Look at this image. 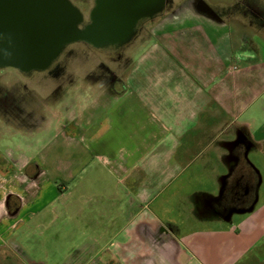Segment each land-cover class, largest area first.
I'll use <instances>...</instances> for the list:
<instances>
[{
    "label": "crops",
    "instance_id": "crops-1",
    "mask_svg": "<svg viewBox=\"0 0 264 264\" xmlns=\"http://www.w3.org/2000/svg\"><path fill=\"white\" fill-rule=\"evenodd\" d=\"M173 4L176 15L134 40L123 84L88 83L74 116H0V264H46L24 242L59 218L49 206L71 192L66 182L86 203L111 204L102 264L123 247L137 249L132 264L264 255V0ZM119 203L128 221L117 229ZM80 212L62 228L103 232L104 211Z\"/></svg>",
    "mask_w": 264,
    "mask_h": 264
},
{
    "label": "rangeland",
    "instance_id": "rangeland-1",
    "mask_svg": "<svg viewBox=\"0 0 264 264\" xmlns=\"http://www.w3.org/2000/svg\"><path fill=\"white\" fill-rule=\"evenodd\" d=\"M71 1L74 5L78 6L84 11L86 17H89L90 9L94 5L95 0ZM157 24L158 22L155 25ZM151 25H149V31L156 28L154 23ZM132 49L133 45L124 47L122 55H120L118 58L119 62L117 64L115 62L116 60L112 57L113 53H110L106 49H97L84 42H75L69 45L66 52L56 63L61 67L64 65L66 72L54 74L56 76L50 73L48 74L49 77L47 78L37 79V86L39 89L37 95L38 105L35 110L37 116H74V114L78 113V107L75 108V104H77L78 98L85 94V87L88 85V83L97 81L110 83L109 70L112 68L118 69L120 75V80L118 83L120 85L123 84L125 70L131 61ZM15 80L17 81V78L14 77V73L11 70L9 71V69H7L0 71V95L5 87H14L16 84ZM58 85H63V87L65 86L63 88L64 93H56V96H49L50 92L53 90L55 91ZM73 101H75V103L72 105ZM4 110L0 106V116H16L17 112H15V109L11 105L8 107V109L5 111ZM24 113H27V111L24 110ZM45 140L46 138L34 142L35 145H38V147H36L39 151L38 156L44 153L46 149V146L41 147ZM52 183L55 186V191H64L62 179L55 180V182L53 180ZM65 185L72 189L71 192L65 197H60L56 202L49 206V208H53L59 212V218L55 219L56 222H54L50 228L45 229L44 231H40V229H38L37 236L33 237V240L30 238V241L33 242L27 243L25 241L24 245L26 246V250L28 251L29 255H32L34 258L38 257L39 259L44 260L46 264H62V262H64L71 255V263H78V260L81 259L80 261H86L89 262V264H102L103 255H106L109 252L107 247L109 248L115 231V228H111V226L110 228L106 229V225L109 221V212L107 211L110 210L111 204L108 201L98 199L95 201L91 200L86 203L81 200L79 194L80 192L77 188L70 186L68 182H66ZM121 206L123 207V205L119 203L118 210L120 215H118L116 222L117 229L124 227L128 221L125 216H122L121 214ZM83 208L87 211L97 210V213H91L93 216L100 215V212H105L102 214L103 218L99 216L96 218L97 220L95 219V221H100V223L102 222V233L99 232L88 234L85 239V237L79 236L81 234L77 232V229L74 227L70 230H68V227L65 230L62 228L61 224L64 222V216L66 215H69L71 218L72 225L75 223L77 224V222H79L81 219L80 211ZM114 210H116V208ZM63 211L68 212L67 214L63 215ZM93 216H89V218L91 217L90 219H93ZM171 218L174 220L179 219V217H177V215L174 213L173 217ZM95 237L98 238V243L93 242ZM136 250L137 249H135V252ZM260 254H264V250L261 251L259 249L257 251V257H259ZM143 262L140 264H143ZM246 264H264V255L259 257V262L255 263L252 262V260H249L246 262Z\"/></svg>",
    "mask_w": 264,
    "mask_h": 264
},
{
    "label": "water",
    "instance_id": "water-1",
    "mask_svg": "<svg viewBox=\"0 0 264 264\" xmlns=\"http://www.w3.org/2000/svg\"><path fill=\"white\" fill-rule=\"evenodd\" d=\"M165 0H96L93 22L71 0H0V66L44 69L72 42L104 46L124 39L137 21Z\"/></svg>",
    "mask_w": 264,
    "mask_h": 264
},
{
    "label": "flooded vegetation",
    "instance_id": "flooded-vegetation-1",
    "mask_svg": "<svg viewBox=\"0 0 264 264\" xmlns=\"http://www.w3.org/2000/svg\"><path fill=\"white\" fill-rule=\"evenodd\" d=\"M197 5L201 9H206L204 8L202 2L197 3ZM95 7H96V0L94 2V5L90 9L89 17H86L84 11L78 7L83 14L82 21L78 25L79 28L83 29L93 22L92 13ZM179 10H180L179 8L174 6L173 0H165L162 8L158 10L157 12H155L153 15H146V16L141 17L137 21L135 26L131 29V31L128 34H126L124 39H122L121 41H117L114 43H107L104 46H96L93 43H90L85 40H80V41H75V42H84L97 49H106L110 53H113L112 57L116 60L115 62L118 64L119 62L118 58L120 57V55H122V51L124 47L132 46L136 38L149 32L150 30L149 25L153 23L155 25L158 22V20L161 21V20H164L165 18H169V17L176 15L179 12ZM210 10L212 9L207 8V11H210ZM75 42L67 44L62 50V52L60 53V55L56 57V59H54V61L48 67L44 69L26 70V69H21L19 67H14V66H0V71L9 69V71L11 70L14 73V77L17 78V81L15 80L16 84L14 85V87L12 88L5 87V89H3L0 95V106L2 107V109L6 110L11 105L15 109V112H17L16 116H22L23 118L29 117V116H37V113L35 111L38 105L37 95L39 91L38 86H37V79L47 78L49 77L48 74L50 73H52L53 75L61 73V72L65 73L66 72L65 66L63 65L61 67L60 65H57L56 63L59 61L60 57L66 52L67 47ZM109 72H110L109 82H119L120 75L118 73L119 72L118 69L112 68L109 70ZM64 87L63 85H58L55 91L53 90L52 92H50L49 96L51 95L56 96L57 94H60V93L63 94ZM24 110H26L27 113H24ZM236 150H237L236 154L238 155L240 159H242V157H244V154L246 152V145L240 144L239 148H237ZM230 199H232V201H236L234 197ZM167 234H168V239H170L169 237L170 233H167ZM121 253L124 256H121V258L119 257L117 259L111 258L113 261L109 259L107 261V264H120L119 260H121L123 264H132L133 260H131V258H133L132 256L135 253L133 252V249L128 248V247H123L121 250ZM113 254L120 256V252L118 253V251L115 248H113ZM69 264H73V263L69 262Z\"/></svg>",
    "mask_w": 264,
    "mask_h": 264
}]
</instances>
